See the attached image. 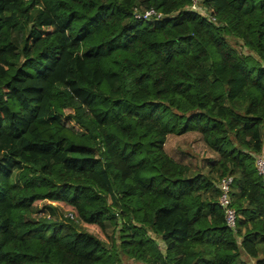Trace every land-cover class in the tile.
I'll use <instances>...</instances> for the list:
<instances>
[{
  "label": "trees",
  "instance_id": "obj_1",
  "mask_svg": "<svg viewBox=\"0 0 264 264\" xmlns=\"http://www.w3.org/2000/svg\"><path fill=\"white\" fill-rule=\"evenodd\" d=\"M191 5L0 0V264H264V0Z\"/></svg>",
  "mask_w": 264,
  "mask_h": 264
},
{
  "label": "built area",
  "instance_id": "obj_2",
  "mask_svg": "<svg viewBox=\"0 0 264 264\" xmlns=\"http://www.w3.org/2000/svg\"><path fill=\"white\" fill-rule=\"evenodd\" d=\"M200 3H201V0H192V5L190 7V10L204 14L203 9L200 8ZM154 17L161 18L162 15L158 14L154 9L147 10L145 12L136 11V18L138 20L149 21ZM213 19L215 20V18ZM257 166H258L259 174L262 176L263 181H264V158L263 157L258 158ZM233 184H234V178L231 176L225 177L220 181L219 189L221 191V194H220L219 202H220V206L224 209L226 224L228 228L233 231H236L238 215L232 207L231 192H232Z\"/></svg>",
  "mask_w": 264,
  "mask_h": 264
},
{
  "label": "rangeland",
  "instance_id": "obj_3",
  "mask_svg": "<svg viewBox=\"0 0 264 264\" xmlns=\"http://www.w3.org/2000/svg\"><path fill=\"white\" fill-rule=\"evenodd\" d=\"M70 114V113H73V110H69V111H67V114ZM68 122V120H67V117H64L63 118V123H67ZM71 124H72V126H74V127H76L77 129H78V127L76 126V124L73 122V121H71ZM201 150L202 151H204L205 149L204 148H201ZM215 157H216V155H214ZM50 203H48V202H44L43 204H41L40 206H39V208L41 209V210H43V209H45V206L46 205H49ZM61 212V214L62 215H65V212L64 211H60ZM109 232H110V234H112V229H109Z\"/></svg>",
  "mask_w": 264,
  "mask_h": 264
}]
</instances>
